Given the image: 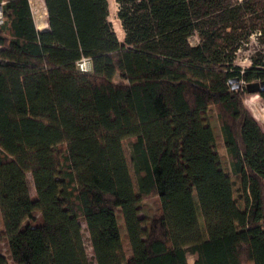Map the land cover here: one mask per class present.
I'll use <instances>...</instances> for the list:
<instances>
[{
    "label": "trees",
    "instance_id": "1",
    "mask_svg": "<svg viewBox=\"0 0 264 264\" xmlns=\"http://www.w3.org/2000/svg\"><path fill=\"white\" fill-rule=\"evenodd\" d=\"M44 1L48 30L29 0L0 29V264H92L86 238L93 264H264V131L231 82L264 80V0H115L124 43L109 0Z\"/></svg>",
    "mask_w": 264,
    "mask_h": 264
},
{
    "label": "rangeland",
    "instance_id": "2",
    "mask_svg": "<svg viewBox=\"0 0 264 264\" xmlns=\"http://www.w3.org/2000/svg\"><path fill=\"white\" fill-rule=\"evenodd\" d=\"M32 5H33V9H34V16L36 18L38 25L42 20H44V19L47 20V16L44 15L45 4H42V2L40 0H33ZM115 6H116L117 10L115 11L114 19H118V17H117L118 4L116 3V1H115ZM196 42H197V39L193 38L192 43H196ZM260 47H261V44L257 40L256 35L251 36L250 42L246 45V48L241 49L238 52L237 58L235 60V64L239 65L242 69L249 68L252 64L251 57L254 55V53ZM241 84L245 85L243 81L241 82ZM244 104L247 107V109L250 111L252 116L255 118V120L258 122V124L260 125L262 130L264 131V100L262 99L260 94L259 93H252V94L246 93L244 96ZM209 117H210V123L215 129L216 147H217V150L220 154L222 165L224 168L228 169L229 157L227 154L225 142L223 140V137H222V134L220 131V123H219V120L217 118V109L216 108H213V110L209 112ZM124 147H125V151L127 154L128 161H129L130 166H131V173H132V176L134 178V183H135L136 190H137V184H136L135 176L133 174L131 159H130V155H129V148H128L127 143H124ZM232 180L234 181V194H235V198L237 200V203H238L240 208L244 209L245 208V199H244V192H243V188L241 185V181L237 177H235L234 175H232ZM30 186H31V191L33 193L34 187L31 183V181H30ZM152 201H153L152 199H148L144 203H147V207L154 206ZM119 219H120V222L122 223L123 218L121 215L119 216ZM121 233H122L123 238H124L125 249L128 252L127 256L130 257L131 256V249L128 245V239L126 237L124 230H122ZM86 244H87L88 256L90 257L91 262L93 264V262H94L93 261V252H92L91 244H90L88 238H86ZM0 250L2 252H4V254H6V255L8 254L7 247L4 243H0ZM195 258H196V255L190 253L188 255L189 263L193 264Z\"/></svg>",
    "mask_w": 264,
    "mask_h": 264
},
{
    "label": "built area",
    "instance_id": "3",
    "mask_svg": "<svg viewBox=\"0 0 264 264\" xmlns=\"http://www.w3.org/2000/svg\"><path fill=\"white\" fill-rule=\"evenodd\" d=\"M42 4H45L44 0H40ZM30 4H33V0H29ZM6 4V0H0V29L6 23V16L4 11V6ZM33 8V5H32ZM34 11V9H33ZM2 49V44L0 42V51ZM78 69L81 72H91L92 71V62L91 59L88 57H83L77 63Z\"/></svg>",
    "mask_w": 264,
    "mask_h": 264
},
{
    "label": "water",
    "instance_id": "4",
    "mask_svg": "<svg viewBox=\"0 0 264 264\" xmlns=\"http://www.w3.org/2000/svg\"><path fill=\"white\" fill-rule=\"evenodd\" d=\"M121 42L124 43V39ZM231 82H235V85H234L235 88L240 87L242 85L239 77L232 79ZM244 87H245L246 92L249 94L263 92L264 91V80L246 83Z\"/></svg>",
    "mask_w": 264,
    "mask_h": 264
},
{
    "label": "bare ground",
    "instance_id": "5",
    "mask_svg": "<svg viewBox=\"0 0 264 264\" xmlns=\"http://www.w3.org/2000/svg\"><path fill=\"white\" fill-rule=\"evenodd\" d=\"M109 4H110V21L113 24L114 30L119 38L120 41H123L124 36H125V32L124 29L121 25V22L119 19H114L115 17V11L117 10L116 6H115V0H109Z\"/></svg>",
    "mask_w": 264,
    "mask_h": 264
},
{
    "label": "crops",
    "instance_id": "6",
    "mask_svg": "<svg viewBox=\"0 0 264 264\" xmlns=\"http://www.w3.org/2000/svg\"><path fill=\"white\" fill-rule=\"evenodd\" d=\"M45 2V1H44ZM30 3V2H29ZM31 8H32V5L30 4ZM32 11H33V8H32ZM33 14H34V11H33ZM44 15L47 16V20H42L39 25L36 21V18H35V24H36V27L39 31H43V30H48L49 29V24H48V14H47V9H46V6H45V12H44ZM35 17V16H34ZM119 224L121 225V232L122 230H124L125 234L127 233L126 231V227H125V223H124V219H123V222L121 223L120 222V219L118 220ZM196 259V258H195ZM189 262V260H188ZM195 262V260H194ZM190 264V263H189ZM194 264V263H193Z\"/></svg>",
    "mask_w": 264,
    "mask_h": 264
}]
</instances>
